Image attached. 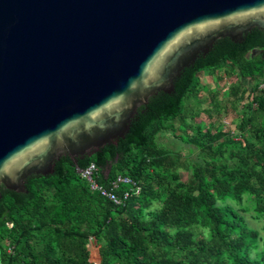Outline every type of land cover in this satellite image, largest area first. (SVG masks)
<instances>
[{
    "label": "trees",
    "instance_id": "obj_1",
    "mask_svg": "<svg viewBox=\"0 0 264 264\" xmlns=\"http://www.w3.org/2000/svg\"><path fill=\"white\" fill-rule=\"evenodd\" d=\"M227 65L245 80L232 94L231 107H242L237 133L211 124L192 132L183 99L199 91L200 72ZM262 84L264 32L253 28L238 42L219 38L180 72L171 93L160 91L137 109L117 144L79 159L78 167L60 157L52 174L27 178V192L1 186L0 264H264ZM170 127L180 131L176 137L183 127L193 159L160 146L158 136ZM89 162L98 166L99 184L123 175L140 191L110 201L78 172Z\"/></svg>",
    "mask_w": 264,
    "mask_h": 264
},
{
    "label": "water",
    "instance_id": "obj_2",
    "mask_svg": "<svg viewBox=\"0 0 264 264\" xmlns=\"http://www.w3.org/2000/svg\"><path fill=\"white\" fill-rule=\"evenodd\" d=\"M262 12L264 0H0V189L27 192L60 157L78 167L117 144L217 39L264 32ZM166 41L172 54L150 69Z\"/></svg>",
    "mask_w": 264,
    "mask_h": 264
},
{
    "label": "rangeland",
    "instance_id": "obj_3",
    "mask_svg": "<svg viewBox=\"0 0 264 264\" xmlns=\"http://www.w3.org/2000/svg\"><path fill=\"white\" fill-rule=\"evenodd\" d=\"M197 87L199 89V91L198 90L197 91L200 92L201 88L199 82ZM197 91L188 93L183 99V105H182L183 114L184 116L187 117L185 119V123L190 124V127H192L191 129L192 132L196 130L195 128L196 125L200 126L202 128L201 130L204 131L205 128L210 127L209 124H211L213 126H217L220 129H224V130L229 129L231 130V132L233 131L234 133H237L238 130L236 125L239 121V116L241 115L240 112L242 111L241 102H238V104L235 105L236 108L235 111L232 108L227 109L228 111L221 110L222 114L220 115H217L215 112H213V115L216 118L215 119L216 124L214 122L208 123V121L206 120V116H204V114L206 113L202 111L203 107L200 105L199 93ZM223 105L224 103L221 104V107ZM168 125L173 126L172 123H169ZM174 125L177 126L178 121L174 122ZM173 127H170L169 129H167L158 136V143L160 144L161 147L167 150H170L174 153L180 152L183 155L185 156L187 155L188 157H190V159H193L195 155H190L188 152L191 149L190 147H194V146L187 144L186 142L187 136L183 133L184 132L183 127H181V130L183 132L181 131V136L178 137L175 136V133L180 134V131L176 129L174 130ZM191 130L188 131L189 134L191 133ZM181 171L183 173V178L187 179L190 173L183 169H181ZM246 216L251 226L253 227L259 226V223L249 218L248 214ZM95 255H96V250L93 251L92 253L93 258Z\"/></svg>",
    "mask_w": 264,
    "mask_h": 264
},
{
    "label": "crops",
    "instance_id": "obj_4",
    "mask_svg": "<svg viewBox=\"0 0 264 264\" xmlns=\"http://www.w3.org/2000/svg\"><path fill=\"white\" fill-rule=\"evenodd\" d=\"M198 77L201 88L199 99L200 105L203 107L202 111L206 113L204 116H206L208 123H215L216 118L213 115L215 103L219 105L221 110L228 111L227 109L232 108V104L235 103V100L232 97V94L235 91L233 88L236 85L238 86V84L243 88L245 80L242 79L229 65L218 70H203L199 73ZM261 86H264V84ZM221 102L224 103L222 107ZM232 109L234 111L236 110V108ZM211 115L213 116L211 117Z\"/></svg>",
    "mask_w": 264,
    "mask_h": 264
},
{
    "label": "built area",
    "instance_id": "obj_5",
    "mask_svg": "<svg viewBox=\"0 0 264 264\" xmlns=\"http://www.w3.org/2000/svg\"><path fill=\"white\" fill-rule=\"evenodd\" d=\"M98 167L94 162H89L84 168L80 170L81 177L89 184L93 191H97L100 195L106 197L116 204L122 203L131 193H138L140 191L139 185L136 184L128 176L117 175L108 186H103L97 182ZM122 185H128L129 189L122 192L121 196L117 193Z\"/></svg>",
    "mask_w": 264,
    "mask_h": 264
},
{
    "label": "clouds",
    "instance_id": "obj_6",
    "mask_svg": "<svg viewBox=\"0 0 264 264\" xmlns=\"http://www.w3.org/2000/svg\"><path fill=\"white\" fill-rule=\"evenodd\" d=\"M262 14H264V12L258 13L257 15L259 16V15H262ZM181 31H183V29H181ZM199 31H203V29H200ZM187 32L191 33L192 29L188 28ZM173 44H174V42L173 43H169L168 41H166L164 43V46L162 47V49L158 50L156 53L153 54V56L150 58V63H149V68L150 69L151 68L159 69V68L162 67L163 62L165 60V55L166 54H172V52H173ZM143 83H144L145 87H149L147 79H145L143 81ZM133 87H135V85H133ZM114 103L115 102H113V104H108V105H106V107L111 109L114 106ZM117 111H119V110H117ZM7 176L10 177L13 180V182H15V180L17 179L16 175H7Z\"/></svg>",
    "mask_w": 264,
    "mask_h": 264
}]
</instances>
